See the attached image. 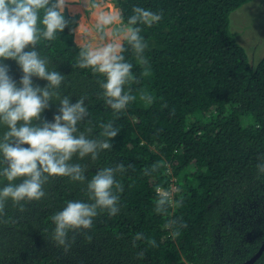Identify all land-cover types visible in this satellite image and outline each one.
<instances>
[{
    "label": "trees",
    "instance_id": "trees-1",
    "mask_svg": "<svg viewBox=\"0 0 264 264\" xmlns=\"http://www.w3.org/2000/svg\"><path fill=\"white\" fill-rule=\"evenodd\" d=\"M252 1L113 0L123 25L136 7L160 16L150 27L134 25L147 45L142 53L127 40L122 45L131 65L122 94L135 99L118 113L103 97L105 78L79 67L86 46L74 40L78 16L65 11V29L35 50L49 71L62 75L59 97L83 99L87 114L74 135L105 139L106 123L118 132L95 159L77 153L68 161L80 165L84 180L44 173L39 200L0 201V264H241L258 252L264 243V56L252 65L230 29L231 14ZM2 62L19 82L16 61ZM33 83L48 82L33 77ZM60 106V99L50 100L32 125L54 122ZM6 131L0 125V139ZM4 167L0 155V172ZM105 168L113 169L118 211L98 208L89 228L69 230L66 246L58 245L52 217L70 201L93 204L88 182ZM24 179L0 177V188ZM158 189L169 193L163 204ZM253 264H264V250Z\"/></svg>",
    "mask_w": 264,
    "mask_h": 264
},
{
    "label": "clouds",
    "instance_id": "clouds-1",
    "mask_svg": "<svg viewBox=\"0 0 264 264\" xmlns=\"http://www.w3.org/2000/svg\"><path fill=\"white\" fill-rule=\"evenodd\" d=\"M66 3L67 0H0V125L8 128L0 139V155L7 161L0 177L9 182L25 177L19 185L9 183L0 188V201L7 198L13 202L39 200L44 195L42 185L47 178L44 173L84 180L80 165L68 163L73 154L78 153L81 158L91 154L95 159L98 151L108 149L111 146L109 140L117 135L118 129L112 123L101 125L100 135L105 138L102 140L74 135L77 123L87 114L83 99L71 103L68 97H59L55 89L61 85L62 75L49 71L47 61L35 50L38 42L55 39L67 26ZM133 12L128 24L123 25L121 12L114 5L108 4L100 10L95 15L94 29L100 33L101 43L95 47L86 45L80 53L79 67L90 68L105 78L101 85L103 97L116 113L135 99L126 92L122 94V86L131 79V65L121 54L124 49L118 38L108 43L103 41L122 36L137 53H142L147 45L140 35V28L134 25L139 22L150 27L160 20L158 14L141 7L134 8ZM26 48L30 50L26 51ZM7 59L15 60L21 69L23 74L19 82L10 75L9 65L2 62ZM33 77L48 83L44 87L34 85ZM54 98L60 99L61 105L54 122L46 121L42 127L33 126L32 121L39 119ZM21 121L23 123L18 125ZM114 183L113 169L101 170L88 182L93 204L70 201L52 217L55 223L53 239L58 245L66 246L69 230L89 228L98 208L107 209L110 215L116 214ZM157 191L161 195L157 203H165L169 193Z\"/></svg>",
    "mask_w": 264,
    "mask_h": 264
},
{
    "label": "rangeland",
    "instance_id": "rangeland-1",
    "mask_svg": "<svg viewBox=\"0 0 264 264\" xmlns=\"http://www.w3.org/2000/svg\"><path fill=\"white\" fill-rule=\"evenodd\" d=\"M108 4L116 7L113 0H67L65 11L70 16H78V28H75L76 37L80 39L78 45L91 44L95 47L101 43L100 33L94 29L95 15ZM230 29L236 34L238 42L245 48L251 64L255 65L264 56V0H254L233 12ZM88 31L91 32L86 34L85 32ZM117 38L123 45L126 39L122 36L105 38L103 43L111 42L112 39ZM170 184L172 190L175 191L177 188L175 177L172 178Z\"/></svg>",
    "mask_w": 264,
    "mask_h": 264
},
{
    "label": "water",
    "instance_id": "water-1",
    "mask_svg": "<svg viewBox=\"0 0 264 264\" xmlns=\"http://www.w3.org/2000/svg\"><path fill=\"white\" fill-rule=\"evenodd\" d=\"M263 250H264V243L262 244V246L255 255H253L251 258H249L248 260H246L241 264H253L261 256Z\"/></svg>",
    "mask_w": 264,
    "mask_h": 264
},
{
    "label": "bare ground",
    "instance_id": "bare-ground-1",
    "mask_svg": "<svg viewBox=\"0 0 264 264\" xmlns=\"http://www.w3.org/2000/svg\"><path fill=\"white\" fill-rule=\"evenodd\" d=\"M78 28V27H77ZM76 28V29H77ZM76 31V30H75ZM75 40H77L78 42H80V39H78L77 37H76V35H75Z\"/></svg>",
    "mask_w": 264,
    "mask_h": 264
}]
</instances>
